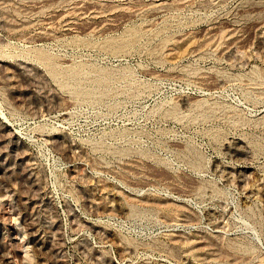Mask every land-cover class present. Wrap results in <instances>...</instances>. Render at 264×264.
<instances>
[{
	"label": "rangeland",
	"instance_id": "374dc122",
	"mask_svg": "<svg viewBox=\"0 0 264 264\" xmlns=\"http://www.w3.org/2000/svg\"><path fill=\"white\" fill-rule=\"evenodd\" d=\"M0 264H264V0H0Z\"/></svg>",
	"mask_w": 264,
	"mask_h": 264
}]
</instances>
